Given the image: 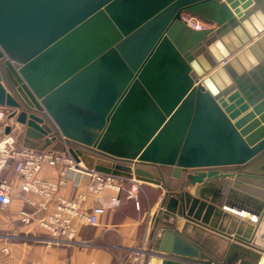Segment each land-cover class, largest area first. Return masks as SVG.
Instances as JSON below:
<instances>
[{"label": "water", "instance_id": "water-1", "mask_svg": "<svg viewBox=\"0 0 264 264\" xmlns=\"http://www.w3.org/2000/svg\"><path fill=\"white\" fill-rule=\"evenodd\" d=\"M0 108L163 191L147 264L264 261V0H0Z\"/></svg>", "mask_w": 264, "mask_h": 264}, {"label": "crops", "instance_id": "crops-1", "mask_svg": "<svg viewBox=\"0 0 264 264\" xmlns=\"http://www.w3.org/2000/svg\"><path fill=\"white\" fill-rule=\"evenodd\" d=\"M199 83H201V79ZM196 85L194 84V86ZM3 123L5 127H11L10 134L15 137L17 145L22 146L23 127L15 124L13 119H7ZM58 170L57 167L45 166L38 176L46 180H56ZM148 170L157 174L155 169L148 168ZM0 180H5L12 187L11 204L6 208L0 207V249L4 246L9 249V255L3 257L7 264H90L91 262L116 264V261L127 253H132L131 256H133L128 257V262L147 264L150 255H146L145 251L151 249L152 245V241L149 239V234L152 231V219L163 191L132 180L137 186L136 195L139 209H136L134 201L127 199L125 193L122 192L119 195V206L115 209H108L104 215L98 218L97 225L78 226L76 239L87 242L88 246L56 245L49 240L45 233L34 232L30 226L22 225L19 222L18 212L20 210L26 209L31 213L35 212V209L29 207L25 200L31 198L35 202H39L40 198L20 191L19 177L14 171V161L6 163L0 172ZM226 181L231 182L232 180L227 179ZM88 182L89 178L86 175L70 171L66 175L65 187L59 190L57 196L71 199L76 193L83 191ZM193 189L192 187L189 189L190 193ZM113 194L112 191L106 190L98 199L90 196L84 206L86 209L96 206L108 207L109 199ZM234 203L245 207L239 202ZM53 209L54 203L51 202L47 212H51ZM43 215L44 212H35V218ZM239 219L246 221L241 217ZM148 220H150L149 223ZM138 247H142L141 249L144 251L142 258H137L133 254ZM257 264H264V261H259Z\"/></svg>", "mask_w": 264, "mask_h": 264}, {"label": "built area", "instance_id": "built-area-1", "mask_svg": "<svg viewBox=\"0 0 264 264\" xmlns=\"http://www.w3.org/2000/svg\"><path fill=\"white\" fill-rule=\"evenodd\" d=\"M182 19L194 30L208 29L205 22L193 16L182 15ZM7 118L8 112L0 108V172L8 161H14V171L19 177L20 191L40 198L39 202L27 198L26 204L34 208L35 212H44L43 216L35 218V212L31 213L26 209L20 210L18 219L22 225L30 226L34 232L45 233L49 240L56 245L88 246L87 242L77 241L78 226L97 225L98 218L104 215L108 209H115L119 206L120 193L124 192L126 198L133 200L135 208L139 209L136 195L137 186L131 179L88 170L75 163L67 153L50 150L36 151L18 146L15 137L10 133H5L3 121ZM45 166L59 169L56 180H46L38 176ZM70 171L86 175L89 182L83 191L76 193L71 199L58 197L59 190L66 185V175ZM106 190L114 193L109 199L108 207L85 208L84 205L90 196L98 199ZM11 192V185L5 180H0V207L6 208L11 204ZM51 202L54 203V209L47 212ZM8 255L9 249L5 246L2 247L0 249V264H7L3 257ZM135 256L137 258L144 257L143 249L136 250ZM90 264L98 263L91 262ZM117 264L124 263L120 260Z\"/></svg>", "mask_w": 264, "mask_h": 264}, {"label": "rangeland", "instance_id": "rangeland-1", "mask_svg": "<svg viewBox=\"0 0 264 264\" xmlns=\"http://www.w3.org/2000/svg\"><path fill=\"white\" fill-rule=\"evenodd\" d=\"M184 15H187V14H184ZM207 24V23H206ZM207 27L208 28H211L212 26H210V25H208L207 24ZM150 222V220H148V223ZM142 247H138V248H136V250H138V249H141ZM133 254H135V253H133ZM132 255V253H127L125 256H123V257H121L120 259H118L117 261H116V264L121 260V262H123L124 264H138L137 262H128L127 261V259H128V257H133V256H131ZM136 257V256H135Z\"/></svg>", "mask_w": 264, "mask_h": 264}]
</instances>
